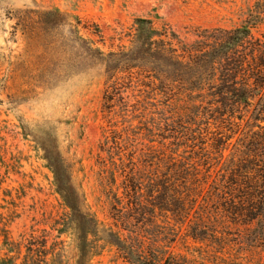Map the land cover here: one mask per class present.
I'll return each mask as SVG.
<instances>
[{
  "label": "rangeland",
  "instance_id": "1",
  "mask_svg": "<svg viewBox=\"0 0 264 264\" xmlns=\"http://www.w3.org/2000/svg\"><path fill=\"white\" fill-rule=\"evenodd\" d=\"M260 6L0 0V264H264V216L231 220L212 186L249 113L221 115L189 60L217 29L264 39Z\"/></svg>",
  "mask_w": 264,
  "mask_h": 264
},
{
  "label": "trees",
  "instance_id": "2",
  "mask_svg": "<svg viewBox=\"0 0 264 264\" xmlns=\"http://www.w3.org/2000/svg\"><path fill=\"white\" fill-rule=\"evenodd\" d=\"M260 3L262 10L258 15L259 22L264 23V0H260ZM75 18L74 27L79 31L82 21L79 17ZM142 22L150 21L144 19ZM78 37L84 39L81 35ZM211 37L213 42L199 50L202 52L201 58L189 59L207 71L198 78L199 83L205 81L204 84L208 85V103L219 107L221 115L234 117L239 109L241 113L236 116L241 121L246 118L244 110L249 113L242 135L233 144L230 156L223 162L225 182L220 184L214 181L212 186L213 191L223 197L222 205L227 216L233 221L246 223L264 216V39L256 37L246 25L217 29ZM205 39H210L209 35H205ZM154 42L150 36L149 45L152 49ZM97 50L104 54L98 47ZM163 51L168 59L171 57L172 62L188 65L189 61H182L176 52L171 55L165 49ZM212 71L214 76L210 77ZM221 156L224 157V152ZM54 171L72 213H80L79 204L63 177L65 172L62 166H56ZM89 234V230L85 231L79 238L82 255L100 249L97 240L89 238ZM27 248L29 252H39L32 245Z\"/></svg>",
  "mask_w": 264,
  "mask_h": 264
}]
</instances>
